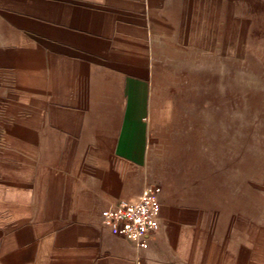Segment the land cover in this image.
<instances>
[{
	"label": "rangeland",
	"instance_id": "obj_1",
	"mask_svg": "<svg viewBox=\"0 0 264 264\" xmlns=\"http://www.w3.org/2000/svg\"><path fill=\"white\" fill-rule=\"evenodd\" d=\"M52 1L0 0V236L59 243L45 232L55 217L73 228L65 237L82 245L81 264L112 243L119 264L118 245L131 242L110 238L97 213L122 183L113 136L126 82L97 83L89 68L82 84L50 58L41 34ZM124 1L147 3V180L163 186L143 264H264V0ZM98 118L100 137L88 129Z\"/></svg>",
	"mask_w": 264,
	"mask_h": 264
},
{
	"label": "crops",
	"instance_id": "obj_2",
	"mask_svg": "<svg viewBox=\"0 0 264 264\" xmlns=\"http://www.w3.org/2000/svg\"><path fill=\"white\" fill-rule=\"evenodd\" d=\"M137 3L130 6L131 4L125 3L124 0H53L45 4L52 9L50 14L42 17L45 30L41 37L48 45L50 58L58 59L60 68L66 70L67 75L73 76L78 79L77 82L83 84L89 73L88 69L99 68L102 77L97 83L111 84L110 75L124 78L126 82V97L121 103L122 115L113 136V154L120 156L125 165L121 176L122 183L119 188L101 194L99 201L104 202L105 205L97 213L102 228L107 231L110 238L131 242L130 249L125 248L123 243L118 245L119 264H129L127 260L131 256L134 264L135 246L132 240L113 234L103 224L102 211L121 199L138 200L146 186L154 184L162 187L160 201L163 206V186L147 180L149 139L152 129L153 55L151 51L148 55L147 51V42L151 40L149 33L151 24L145 17L147 3ZM132 58L133 60L139 58V64L124 61L131 59L132 62ZM83 103L80 106H85V102ZM77 105L79 106V103L70 104V106ZM90 106L97 104L92 103ZM91 123L88 129L98 133V137L100 132L107 129L99 118ZM136 164L142 166L143 176L139 180L131 177V169ZM53 219L56 218L52 217L51 221L47 222L45 232L64 236L61 242L56 244L39 242L35 241L34 237L28 244H19L9 235H1L0 264H81L82 245L76 242L69 243L65 237L73 234V228L68 227L66 222L52 221ZM161 228L162 208L160 228L149 236L148 243ZM106 247L107 253H94L93 264L98 261L102 264H115V244ZM146 248L139 254L142 264ZM72 253L75 255L74 263L68 259Z\"/></svg>",
	"mask_w": 264,
	"mask_h": 264
},
{
	"label": "built area",
	"instance_id": "obj_3",
	"mask_svg": "<svg viewBox=\"0 0 264 264\" xmlns=\"http://www.w3.org/2000/svg\"><path fill=\"white\" fill-rule=\"evenodd\" d=\"M161 191L160 185H148L138 200L121 199L102 211V222L113 234L133 241L134 264H142L139 254L147 247L149 236L160 228Z\"/></svg>",
	"mask_w": 264,
	"mask_h": 264
}]
</instances>
